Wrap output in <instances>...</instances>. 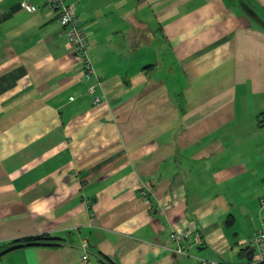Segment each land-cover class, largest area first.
<instances>
[{
	"label": "crops",
	"instance_id": "crops-1",
	"mask_svg": "<svg viewBox=\"0 0 264 264\" xmlns=\"http://www.w3.org/2000/svg\"><path fill=\"white\" fill-rule=\"evenodd\" d=\"M68 1L89 79L50 0H0V264H246L262 224L264 0ZM40 235L58 245L13 248Z\"/></svg>",
	"mask_w": 264,
	"mask_h": 264
},
{
	"label": "built area",
	"instance_id": "built-area-1",
	"mask_svg": "<svg viewBox=\"0 0 264 264\" xmlns=\"http://www.w3.org/2000/svg\"><path fill=\"white\" fill-rule=\"evenodd\" d=\"M49 7L58 14V18L62 26L65 28L67 37L74 48V51L77 54L79 60H81L83 65L84 75L87 79L97 76L93 60L90 54L91 51V42L88 38L87 33L81 25L79 16L76 13V8L73 3H70L68 0H50ZM24 8L30 12L37 11V7L28 2H24ZM98 78V77H97ZM99 80V78H98ZM100 81V80H99ZM96 85H91L88 89V93H96ZM100 98L96 97V101H99ZM142 195L146 198H149L147 191H142ZM262 227L255 233L253 237V246L255 248V253L257 260L259 262H264V183L262 185V192L259 196ZM188 234L180 231L173 230L170 235V242L175 245L171 247V250L177 255H187V246L185 244ZM196 242H201V238L197 236ZM85 248H88L87 243L84 244ZM89 256L87 251L83 255V260L88 261ZM199 264H215L214 261H209L207 259H199Z\"/></svg>",
	"mask_w": 264,
	"mask_h": 264
},
{
	"label": "trees",
	"instance_id": "trees-1",
	"mask_svg": "<svg viewBox=\"0 0 264 264\" xmlns=\"http://www.w3.org/2000/svg\"><path fill=\"white\" fill-rule=\"evenodd\" d=\"M55 240H58V239L53 238L50 235H40V236H36V237H30L27 239H19L17 241H14L13 243L15 244V246L13 248L16 249V248L24 247L27 245L56 246L58 244L53 243ZM250 249H251V247L248 246L246 248H242L240 250V252L245 255L246 252H248ZM246 264H264V262L255 261L253 258L251 261H248Z\"/></svg>",
	"mask_w": 264,
	"mask_h": 264
},
{
	"label": "water",
	"instance_id": "water-1",
	"mask_svg": "<svg viewBox=\"0 0 264 264\" xmlns=\"http://www.w3.org/2000/svg\"><path fill=\"white\" fill-rule=\"evenodd\" d=\"M254 253H255V248L253 247L247 254V258L249 261L253 259Z\"/></svg>",
	"mask_w": 264,
	"mask_h": 264
},
{
	"label": "rangeland",
	"instance_id": "rangeland-1",
	"mask_svg": "<svg viewBox=\"0 0 264 264\" xmlns=\"http://www.w3.org/2000/svg\"><path fill=\"white\" fill-rule=\"evenodd\" d=\"M240 227H242V225H240ZM261 227H262V224H260V225L258 226L257 231H258ZM257 231H256V232H257ZM254 235H255V234H254ZM254 235H253V236H254Z\"/></svg>",
	"mask_w": 264,
	"mask_h": 264
}]
</instances>
